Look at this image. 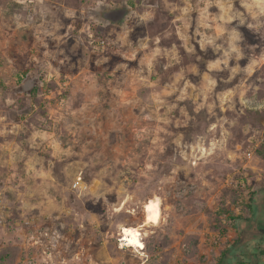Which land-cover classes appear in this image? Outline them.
Returning <instances> with one entry per match:
<instances>
[{
	"label": "rangeland",
	"instance_id": "rangeland-1",
	"mask_svg": "<svg viewBox=\"0 0 264 264\" xmlns=\"http://www.w3.org/2000/svg\"><path fill=\"white\" fill-rule=\"evenodd\" d=\"M221 259L264 264V0H0V264Z\"/></svg>",
	"mask_w": 264,
	"mask_h": 264
},
{
	"label": "bare ground",
	"instance_id": "bare-ground-1",
	"mask_svg": "<svg viewBox=\"0 0 264 264\" xmlns=\"http://www.w3.org/2000/svg\"><path fill=\"white\" fill-rule=\"evenodd\" d=\"M153 212L148 211L147 212V220L144 225H149L152 222L153 219ZM122 237L121 240L127 242V245L131 246H138L141 244V228H135V227H124L121 231Z\"/></svg>",
	"mask_w": 264,
	"mask_h": 264
},
{
	"label": "water",
	"instance_id": "water-1",
	"mask_svg": "<svg viewBox=\"0 0 264 264\" xmlns=\"http://www.w3.org/2000/svg\"><path fill=\"white\" fill-rule=\"evenodd\" d=\"M128 13L127 6L104 8L99 11V15L103 20L116 24L121 23L127 17Z\"/></svg>",
	"mask_w": 264,
	"mask_h": 264
},
{
	"label": "trees",
	"instance_id": "trees-1",
	"mask_svg": "<svg viewBox=\"0 0 264 264\" xmlns=\"http://www.w3.org/2000/svg\"><path fill=\"white\" fill-rule=\"evenodd\" d=\"M28 88H31V91L33 93L36 92V87H33V82L32 81H29L28 82ZM251 200V199H250ZM249 208L252 210V205L251 204H248ZM224 213L228 214L229 218H231L233 221H236V220H239V219H242L243 218V215L239 214V215H236L235 213H233L232 211L230 210H224L223 211ZM219 264H224L223 262V259L220 260Z\"/></svg>",
	"mask_w": 264,
	"mask_h": 264
},
{
	"label": "built area",
	"instance_id": "built-area-1",
	"mask_svg": "<svg viewBox=\"0 0 264 264\" xmlns=\"http://www.w3.org/2000/svg\"><path fill=\"white\" fill-rule=\"evenodd\" d=\"M78 183H79V182H77L76 185H78ZM82 186H84V185L82 184ZM85 187H86V185H85ZM119 244H120V247H121V248L128 247L127 242L121 240V238H119Z\"/></svg>",
	"mask_w": 264,
	"mask_h": 264
}]
</instances>
